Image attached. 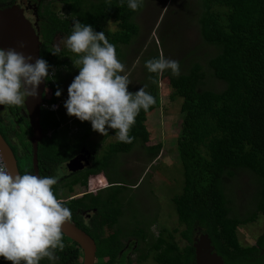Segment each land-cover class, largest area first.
I'll use <instances>...</instances> for the list:
<instances>
[{"label": "trees", "instance_id": "1", "mask_svg": "<svg viewBox=\"0 0 264 264\" xmlns=\"http://www.w3.org/2000/svg\"><path fill=\"white\" fill-rule=\"evenodd\" d=\"M57 4L62 5V11ZM199 4L201 38L215 53L203 62L196 50L190 52L194 55L192 62L181 70L174 64L169 77L171 99L183 100L177 150L184 186L172 199L178 225L171 230L161 229L159 237L148 246V257L156 264H195L194 238L206 233L225 264H263L264 232L254 245L245 246L238 230L264 216V0H199ZM143 6L144 0H51L39 25L43 51H53L56 57L43 62L44 70L55 68L54 77L60 74L62 81L63 72H70L77 61L85 69L96 71L101 82L107 77L117 80V62L126 57L123 47L130 46L140 35L135 19ZM110 23L115 30L108 28ZM57 35L70 39L72 44L56 51L60 49L51 44ZM166 38L161 37L164 45ZM87 49L90 53L85 52ZM68 54H75L76 58L68 59ZM143 63L152 78L149 89H144L145 93L129 87L127 92L118 90L109 104L85 118L83 112L88 109L81 108L82 115L75 114L74 121L82 130L77 143L69 136L68 127L61 128L66 120L50 106L58 102L60 87L46 76L54 93L47 101L50 111L45 108L41 115L46 133L38 152L41 181L52 200L58 201L59 210L95 239L101 264H106V258L111 262L119 258L122 231L117 227L125 212V192L129 189L124 182L113 181L109 169L117 168L118 155L129 154L137 144L144 147V156L151 161L158 158L162 149V144L145 147L150 136L146 121L150 113L161 107L159 83L167 69L158 49ZM207 72L225 84L221 91L204 88ZM103 125L106 136L120 132L128 136L110 143L98 166L83 178L76 173L60 180L58 168L74 157L83 140ZM27 127L24 169L20 172L27 186L36 190L29 139L32 130L30 125ZM102 171L109 177L110 187L96 195L70 197L76 189L87 187L91 175ZM240 172L252 175L256 184L255 209L243 217L235 215L227 194V182ZM24 204L20 205L0 180V264H13L4 249H11L23 264H82L80 246L67 238L42 209L30 202ZM31 207L37 210L29 217ZM94 210L86 220L84 214ZM106 225L113 230L111 235L105 236ZM145 233L144 228L140 230L143 239Z\"/></svg>", "mask_w": 264, "mask_h": 264}, {"label": "rangeland", "instance_id": "2", "mask_svg": "<svg viewBox=\"0 0 264 264\" xmlns=\"http://www.w3.org/2000/svg\"><path fill=\"white\" fill-rule=\"evenodd\" d=\"M61 6L57 4L59 11H62ZM200 12L199 0H144L143 9L135 19L140 26V35L130 46L123 47L126 57L117 62V80L107 77V79H101L103 81L101 82L99 79L102 77L96 71L85 69L75 60L70 72H63L62 81L60 80L61 75L60 78L59 75L55 76L54 84L57 88L60 87L57 90L61 94L62 106H67L71 99L77 98L79 106L91 107L88 112L83 110L82 118H85L97 108L109 104L114 97L113 94L118 90L123 91L129 87L135 92L141 89L143 92L144 89L147 91L152 83V78L145 71L146 65L143 61L157 49L163 57L167 71L162 74V80L159 83L161 107L147 117L146 126L150 136L145 146L162 144L161 152L157 159L151 161L149 157L144 156V147L137 144L129 154L118 156L124 165L123 174L119 173L117 165L116 169L113 167L109 169L113 181L124 182L126 186H129L125 192L127 202L124 207L125 212L119 221L123 228L132 232L138 228L137 225L145 224L148 227L150 223H157V221L159 225L169 228V230L178 225L172 199L183 191L184 186L183 168L177 150L183 100L181 98L171 99L172 88L169 85V77L173 75L174 64H177V70H181L182 66H188L192 62L194 55L190 52L196 50L203 62L215 53L202 41L198 23ZM108 28L116 29L113 23H110ZM163 35L167 36L164 40L165 45L161 39ZM54 43L58 49L72 44L70 40L65 41L61 35H57ZM89 48L91 49V47ZM166 49L167 53H164ZM85 52L90 53L88 49ZM206 78L204 87L206 89L221 91L225 87L224 83L211 77L209 72H207ZM109 89L115 91L110 92ZM86 90L88 91L86 92ZM127 91L130 90H124V92ZM146 94L148 93L146 92ZM74 112H79L77 117L82 115V111ZM120 134L110 137L107 142L110 140L109 143H115L114 141L125 138L124 134ZM109 145L104 146L103 150L98 153L99 157L108 151ZM91 178H94L96 187L99 185L108 186L102 175ZM100 179H103V183L98 184ZM130 184H137V186ZM255 185L254 177L245 172L238 173L236 178L227 182V194L232 200L235 215L243 217L247 213L253 212L255 209L253 203V196L256 192ZM97 192L99 191L97 190L93 194H97ZM83 193L89 192L87 189L78 188L70 197H81ZM20 205L26 206V204ZM36 210L31 207L27 216L31 217L30 215H33ZM106 229L109 233V225H106ZM263 232L264 216H261L254 223L240 226L238 235L243 245L251 246L256 243L257 238ZM3 251L8 257L13 258V264H23L20 262L19 256L11 249ZM150 261L155 264L152 259Z\"/></svg>", "mask_w": 264, "mask_h": 264}, {"label": "water", "instance_id": "3", "mask_svg": "<svg viewBox=\"0 0 264 264\" xmlns=\"http://www.w3.org/2000/svg\"><path fill=\"white\" fill-rule=\"evenodd\" d=\"M42 42L31 21L24 15L19 5L0 8V49L9 63L18 71L26 90L28 119L32 129L33 169L37 189L27 186L19 170L17 157L0 132V152L10 172L16 192L27 202L42 209L52 223L69 239L76 242L83 251L82 264H96L97 244L95 239L79 228L58 208L44 187L39 172V144L46 137L41 125V110L44 104L43 93L47 87L46 77L41 71L40 50ZM81 157L68 163L71 171L82 169ZM80 165V166H78ZM195 264H225L214 250L212 240L206 233L194 238ZM264 264V262H263Z\"/></svg>", "mask_w": 264, "mask_h": 264}, {"label": "flooded vegetation", "instance_id": "4", "mask_svg": "<svg viewBox=\"0 0 264 264\" xmlns=\"http://www.w3.org/2000/svg\"><path fill=\"white\" fill-rule=\"evenodd\" d=\"M49 2H51V0H37V2L33 0H0V8L4 9V8L12 7L14 5H19L21 8L24 9L25 17L31 21L33 27L38 32V35L40 36V40L42 42L41 50H40L41 71L44 74V76H49L53 80V82H55L54 69L50 67L49 71H47V69L44 70L43 62H47L48 60L55 59L56 55L52 53L53 51H43V40L41 34V27L39 25L42 19L40 16L41 14L44 15L46 10L45 8L47 6V3ZM66 40H70V39L65 38V41ZM51 46L53 48H57L54 42H52ZM62 49H66V47H62L60 50H56V51L61 52ZM66 56L68 59L76 58L75 54H71V55L68 54ZM53 93L54 92L52 88H50V86L47 83V87L45 88L43 93L44 104L42 106L41 115L43 113L42 112L43 109L46 108L47 110H49L50 106H52V105L49 106L47 101L52 99ZM27 97L28 96L26 94V90L24 89L23 82L20 78V75L18 74V71L9 63L7 57L0 49V132L5 138V140L9 143V145L11 146L17 157L19 170L24 169V165H23L24 159L22 158V155L26 153V148L24 146L23 141L26 138V131H29L27 125H30L28 119V109L26 106ZM76 128L79 129L78 127ZM44 134L46 135L45 132ZM31 138H32V134L29 137L30 141ZM96 139L98 138H93L91 136L85 138L83 140L84 144L81 147V149L78 151V153H76L74 157H72L64 165H61L58 168V175L60 180H63L65 177H69L70 175L76 173H79L80 177L83 178L84 175L89 170L98 166V160L103 159V155L99 157L98 153L103 150L102 147L104 143L96 142ZM118 141H115V143ZM79 157L83 158L81 162L83 168L78 169L77 171L69 170L68 163L71 160ZM117 166L119 168V173L123 174V171L125 169L123 168L124 165L121 163L120 159H119V164ZM100 174H102L105 177L108 186L105 185L97 186V187H104L101 189L99 188L98 189L99 192L110 187L111 185L110 184L111 181L109 177L103 171L99 174L91 175L89 179L93 176H99ZM99 183H103V181L101 180L98 182V184ZM99 192H97V194ZM24 203H26V201L20 204H24ZM94 212L95 210L93 212L84 214L86 220H89ZM137 227L138 228L136 230L134 229V231L132 232L129 231L127 228H123L121 224H119L117 230L121 229L122 231L119 235L120 245H121L120 255L119 258L113 262H111L110 258H106L105 259L106 264H154V263H150L151 262L150 259L152 258L148 257V246L154 240V238L159 237L161 229L164 227H162L156 222L150 223L148 227L145 224H141L140 226L137 225ZM143 228L145 229L146 232L145 239H143L142 235L139 234L140 230ZM110 232L112 234L113 230H110ZM110 232L109 233L105 232V236H107V234L111 235ZM182 242L185 243L184 240ZM143 258H145V260H142ZM96 264H101V262H98L97 259Z\"/></svg>", "mask_w": 264, "mask_h": 264}, {"label": "crops", "instance_id": "5", "mask_svg": "<svg viewBox=\"0 0 264 264\" xmlns=\"http://www.w3.org/2000/svg\"><path fill=\"white\" fill-rule=\"evenodd\" d=\"M54 69V71H55V68H53ZM57 73H55V75H56ZM59 78H60V74H59ZM55 80V79H54ZM126 89H127V87H126ZM126 89H124V90H126ZM123 90V91H124ZM88 90H86V92H87ZM60 92H58V95H57V101L58 100H60ZM59 98V99H58ZM73 98V97H72ZM77 99V98H76ZM76 99H71L70 100V102H68V104H67V106H62V100H60V101H58L57 103H55V104H52L53 106H51L53 109H57V110H53V111H55V112H57V111H59V114L66 120V122H64L63 124H62V126H61V128L62 129H65V128H69V136L72 138V140L74 141V143H77L76 142V140H77V138H79L80 136H81V129L78 127V125L77 124H75L74 123V121H75V119H76V116H75V114H77V112H74V111H77V110H80L81 108L83 109V110H86V109H88V110H90V106L88 107L87 105L84 107V106H79V102H78V100H76ZM55 105H57V107L56 108H54V106ZM62 110H63V112H62ZM79 113V112H78ZM61 116H59L58 115V118H61ZM78 116V115H77ZM74 117V118H73ZM76 127H78L79 129H77ZM106 130H107V128H106V126L105 125H103L102 127H100L98 130H96V131H94L93 132V134L92 135H90L91 137H93V138H98V139H96V142H102V143H104L103 144V147H102V149L104 148V146H108V144H110L109 142H110V140H109V142H107L108 141V139L110 138L109 136H106ZM120 133H122V134H124L125 135V138L128 136V134L126 133V132H120ZM120 133H117L118 135H121ZM131 134H132V132H131ZM100 136H101V138H100ZM112 137V136H111ZM100 138V139H99ZM121 139H124V138H121ZM118 141V140H117ZM115 142V141H114ZM100 175H102V174H100ZM102 177L105 179V177L102 175ZM100 181H101V179H100ZM102 181H103V179H102ZM103 188V187H102ZM85 189H87V187H85Z\"/></svg>", "mask_w": 264, "mask_h": 264}, {"label": "built area", "instance_id": "6", "mask_svg": "<svg viewBox=\"0 0 264 264\" xmlns=\"http://www.w3.org/2000/svg\"><path fill=\"white\" fill-rule=\"evenodd\" d=\"M57 106H54L56 108ZM0 180L2 181L4 188L6 191L11 192L13 195L16 196L19 203H23L26 201L24 197H21L15 190L14 184L12 182V178L10 175V172L5 164L4 158L0 152ZM101 184V183H99ZM101 189L102 187H96L94 178H90L87 184V190L89 193H93L98 189ZM104 188V187H103ZM27 202V201H26Z\"/></svg>", "mask_w": 264, "mask_h": 264}]
</instances>
